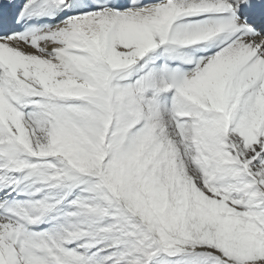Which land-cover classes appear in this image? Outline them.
<instances>
[{
    "label": "snow or ice",
    "instance_id": "6c2138e0",
    "mask_svg": "<svg viewBox=\"0 0 264 264\" xmlns=\"http://www.w3.org/2000/svg\"><path fill=\"white\" fill-rule=\"evenodd\" d=\"M0 264H264V0H0Z\"/></svg>",
    "mask_w": 264,
    "mask_h": 264
}]
</instances>
